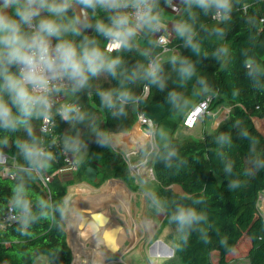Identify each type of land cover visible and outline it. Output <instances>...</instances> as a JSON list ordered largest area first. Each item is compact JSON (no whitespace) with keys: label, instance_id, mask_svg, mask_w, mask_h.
Listing matches in <instances>:
<instances>
[{"label":"trees","instance_id":"1","mask_svg":"<svg viewBox=\"0 0 264 264\" xmlns=\"http://www.w3.org/2000/svg\"><path fill=\"white\" fill-rule=\"evenodd\" d=\"M151 2L153 15L159 18L170 0ZM230 5L231 10L220 11L217 18L214 7L205 12L182 0L175 19L191 31L183 36L177 31L173 36L170 47L174 53L159 63L157 83L145 75L149 53L135 45L141 39L153 51L159 49L148 27L143 26L138 39L129 40V47L109 53L96 25L110 26L116 11L99 5L85 8L89 20L79 25L71 5L62 18L43 10L49 19L71 23L77 29L64 32L59 39L73 42L79 50L87 37L108 60L119 59L120 63L115 75L101 71L90 75L84 87L73 90L72 82L67 87L59 104L75 111L68 119L62 112L55 115L56 131L47 140L51 159L40 168L50 176L47 186L29 170L18 169L14 179L0 176V217L9 207L23 212L16 220H0V264H35L40 257H44L40 264H70L61 216L68 185L84 180L90 167L98 183L120 178L131 187L128 164L111 147L110 134L128 132L139 114L151 120L156 134L161 127L174 132L177 115H186L206 97H210L209 110L225 103L227 116L214 129H202L199 136L187 134L158 144L151 163L158 187L153 199L165 212L166 222L181 232L174 250L179 264H240L241 256L235 257V252L242 237L247 246L240 250L246 261L241 264H264V217L257 207L258 194L264 191V134L254 122V118L264 120V0H230ZM13 14L10 7L9 15ZM21 27L29 35L25 25ZM59 39L51 37L54 46ZM188 66L191 75L182 74L181 68ZM9 71L19 74L17 65ZM125 92L130 99L121 97ZM3 98L14 116L25 119L7 93ZM26 119V124L18 123L15 129L0 126V151L19 165L31 167L21 145L35 142L40 146L41 117ZM64 154L78 165L70 177L56 172ZM21 185L28 213L16 203V189ZM180 207L194 209L203 218L181 229L172 219Z\"/></svg>","mask_w":264,"mask_h":264},{"label":"clouds","instance_id":"2","mask_svg":"<svg viewBox=\"0 0 264 264\" xmlns=\"http://www.w3.org/2000/svg\"><path fill=\"white\" fill-rule=\"evenodd\" d=\"M85 8H95L97 5L116 11L111 17L110 26L98 23L97 31L108 38L107 52L129 47V40L136 35L137 29L146 26L156 30L158 17L153 15L151 0H77ZM189 4H196L207 12L210 8L227 13L231 10L230 0H187ZM14 9L13 15H8L2 9ZM70 7V0H4L0 5V126L15 129L18 123H27L26 118L33 115L43 117L47 122L50 119L52 101L49 94L52 82L64 79L73 83V90L84 87L89 76H96L101 71H108L115 75L119 59L108 60L105 52L95 46V42L85 38L83 46L78 50L77 45L69 40L59 39L64 32L77 31L70 23L65 25L57 19H40L36 30L28 35L22 31V24L29 25L38 17L42 10L51 16L62 18ZM134 9L133 14L122 12L121 9ZM135 25L132 24V16ZM18 17L19 19H17ZM180 35L191 30L187 26L178 27ZM51 37H57L59 42L53 47ZM189 43L191 36H188ZM92 45V46H89ZM175 62V58L173 59ZM19 66V74L9 71L10 66ZM160 65L153 63L146 69V77L152 83L159 82ZM191 67L181 68L182 74L191 75ZM7 93L11 103L25 119L13 115L12 108L3 98ZM121 97L130 99L128 93ZM75 111L72 107H64L62 115L69 118V113ZM25 158L37 170L46 166L51 154L46 153L34 142L32 145H21ZM174 153H170L173 155ZM16 203L25 213L29 212V203L22 198L23 186L16 189ZM43 201L41 204L43 205ZM203 217L194 209L178 208L172 219L177 221L181 229L188 228Z\"/></svg>","mask_w":264,"mask_h":264},{"label":"rangeland","instance_id":"3","mask_svg":"<svg viewBox=\"0 0 264 264\" xmlns=\"http://www.w3.org/2000/svg\"><path fill=\"white\" fill-rule=\"evenodd\" d=\"M74 1L75 0H71L70 5L71 3H74ZM171 1L172 2L170 3V7L173 9V11L176 12V9L178 8V6H181V2L176 1V0H171ZM180 11L181 9L176 13L179 14ZM88 20L89 19L84 21L81 25L86 24ZM168 55L171 56V54H167L163 56V59L170 57ZM228 108L229 107L226 106L225 103L218 104L213 110H209L208 113H205L203 116L198 118L195 121L193 127L191 128H187L183 126L182 119L185 115V112H181L177 115V119L179 120V123H178L177 129L174 132L170 131L166 127H161L158 130L157 134L152 132L150 136L151 138L149 137V139H146L143 143H139V144H144L146 142L145 145L142 147V150L141 151L139 150L137 154L136 153L132 154L131 152L127 151L128 158H130V162L132 164H136V168H133L131 170L145 172L146 177H142V178L139 177L138 181H134L133 178L131 179V187H130L131 190L130 191L133 192V194L131 195V198H130V209H131L132 215L134 216L133 219L135 221L134 223H136V227L131 226V225H129L128 228L126 227L125 234H124L125 235L124 239L126 240V243H123L122 245L123 247V249L121 250L122 256L116 259L110 257L109 259L113 260L112 263L110 261L108 263V261L106 260L107 259L106 257L104 261L107 264H179L178 261L176 260V256L174 255V250L176 248V245H175L176 242L181 241L182 235L177 227H172L166 222L165 212L163 211L162 208L156 205V202L153 199V193L154 191L158 190V187H157V181H156L153 169H152V175L150 174V171H149V169L152 168V165H151L152 158L158 148V144L165 143L169 138L178 139L187 134H191L193 136H199L202 132V129H208V130L214 129L215 128L214 125L216 126L217 123H219L222 119H224L227 116ZM136 122L138 124H136ZM136 122L134 123L135 124L134 127H132V129L129 132L131 131L137 132L138 125H139L140 128L142 129V132L146 133L149 136L150 132L145 130L143 126L140 125V123L138 122V119ZM254 122H255V125L264 134V120H259V119L254 118ZM129 172H130V169H129ZM110 179L111 178H108V180ZM73 184H75L74 187L72 188L67 187L65 200L68 195L70 197L73 196V194L71 193L80 191V189L83 190L82 189L83 184L82 185L77 184V183H73ZM106 185H107V180L104 181L103 184H101V186L97 187L98 188L97 190H92L91 192L100 193L104 190L109 189L108 188L109 184L107 186ZM127 187L129 188V186ZM173 188L174 190L179 191V188L177 186H173ZM89 189L91 190V188ZM100 189L101 190L103 189V190L101 191ZM80 193H82V191ZM65 202H66L65 208H69L71 204V200L70 202L69 201H65ZM261 207L263 206L261 205ZM118 209L125 213V210L123 209V207L118 206ZM259 211L264 217V212H262L261 210ZM64 224H65V221H64ZM131 231L132 232L134 231L135 238L137 239L134 244H130L131 240H128L127 238L130 236V233H132ZM81 235L82 234L80 233L79 234L75 233L73 236L71 234L69 235V240L66 238L67 242L68 241L72 242L74 250L76 246L82 245L81 239H78L81 237ZM66 236L68 237V234H66ZM160 243L166 245L165 248L170 249L172 247L171 248V250L173 251L172 256L160 257L158 256L160 253L157 254L156 252H154L155 248L158 249ZM69 245H71V243ZM238 246H239V249H236L235 257L241 256V257H238L237 260H239V262L241 263H245L246 262L245 258L242 256L243 255L241 253L242 251H240V250H245L247 246V241L244 237L240 239V243L238 244ZM90 247L92 248L95 247L97 251L98 249H100L99 246L91 245L90 243L85 244L84 250H86V252L83 251L81 255L80 253H78L80 255L79 260L82 261V264H94V262L96 261L95 258L91 257L92 254L90 252L92 248ZM165 248L161 250V253L162 251H166ZM99 252L101 254L106 253V251L103 249L102 250L100 249ZM95 254L96 253H94V255ZM72 259H73V256L71 255V261ZM40 262L41 260H37L35 264H40Z\"/></svg>","mask_w":264,"mask_h":264},{"label":"crops","instance_id":"4","mask_svg":"<svg viewBox=\"0 0 264 264\" xmlns=\"http://www.w3.org/2000/svg\"><path fill=\"white\" fill-rule=\"evenodd\" d=\"M176 1L182 2V0H176ZM171 2L172 1L170 0V3ZM170 3L162 10V12H161V14H160V16L158 18V21H159L158 24L164 30L170 32L171 35H172V38H173V36L177 32L178 27H180V24L175 19V16L177 15V13L175 11H173V9L170 7ZM177 5H179V4H177ZM71 7H72V9H73V11L75 13V17H76L77 23L79 25H81L84 21H86L87 19H89L88 12L86 11V9L84 7L80 6L75 1H74V3H71ZM177 9H181V6H178ZM3 11L6 12L9 15V8L8 9H3ZM40 19H49L48 16L45 14V12L43 10L40 12L39 16L36 17L37 25L39 24ZM50 41H51V38H50ZM135 45L138 48V50L140 52L144 53V54H147V53L150 54L153 51L152 47L149 46L146 42H144L141 39L135 41ZM172 53H174V52L171 51V54ZM168 56H170V55H168ZM136 124H138V123L136 122ZM217 124H216V126H217ZM134 125L132 127H134ZM216 126L214 125V127H216ZM138 129L145 136L147 135L146 133L142 132V129L140 128L139 125H138ZM128 132L111 133L110 134V145H111V147L115 151H119L121 153L122 152L124 153V152H127L128 151V152H131L132 154H135V153L137 154V152L139 150L140 151L142 150V147L145 145L146 142L144 144H139V143L136 144L135 145L136 146L135 149H133L130 145L127 146V145L123 144L121 141H119L120 139L117 138V136L118 135H121V134H127ZM111 140L113 141V143H112ZM128 163L130 164V165L128 164L129 169H130V175L134 179V181H138L139 177L140 178L146 177L145 172H140V171H135V170L132 171L131 170L132 167H135L136 168V164H132L130 162V158L128 160ZM84 174H85L84 180H82L81 182H77V184H81V185L83 184V187H82L83 190L80 189V191H76V192L71 193V194H73V196L70 197L68 195L66 197V200H65V197H64V201H69L70 202V200H71V204H70L69 208H64V210L62 211V219L65 221L66 234H68V237L66 236V238L69 240V235L70 234L73 236L75 233L76 234H79L80 233L83 236L81 235V237L78 238V239L88 240L93 234L100 235L97 232H93V230H92L93 233H91V229L94 228V229H97L98 231L99 230H103V229H107V230L108 229H113L115 227V223L116 222H119L120 224H122V227H123V230H124V233L122 235L123 243H126V240L124 239L125 238V235L124 234H125L126 227L128 228L129 225L136 227V223H134L135 221L133 219L134 216L132 215L131 209H130V198H131V196L129 197V209H130V212L129 213H127L124 208L123 209L125 210V213L122 212V211H120L118 209V203H117L116 200H113L114 203L111 202L109 206L101 207V208L95 209V210H93L91 212L84 211L79 206V204L81 202V200L79 198H81L83 195L84 196H88V195L94 196V195H97L98 193H93L91 191L92 190H97L98 189L97 187H99V186H101V184H103V182L102 183H98L99 182V178L96 176V171L93 168L88 167L85 170V173ZM111 181H118V182L122 183L123 186L126 188V190L130 193V195L133 194V192L130 191L131 190L130 187L128 188L127 187L128 185L122 179H120V178H111L110 180L107 179V185ZM74 185L75 184L68 185V187H71L72 188V187H74ZM109 185H108V188H110ZM89 188H91V190ZM81 191H82V193H80ZM261 205L263 206V201H262V204ZM259 210H261V209H259ZM261 211L264 212L263 209ZM69 212H70V214H69ZM93 213H99L102 218H106V220L104 222L105 224L104 225H100V216H98V218H97V217H95L93 215ZM85 218H86V220H84ZM130 218L133 220V222H132L133 225L128 220ZM108 223H110V225H108ZM130 235H131V233H130ZM129 237H127L128 240H129ZM67 239H66V243H67V245H68V247L70 249V252H72L71 255L73 256V254H75V250L73 248L72 242H69V241L67 242ZM86 242L87 241H85V243ZM70 243H71V245H69ZM121 248L123 249L122 246H121ZM100 249L102 250V248H100ZM103 250H105V249H103ZM157 250H159V249H157ZM43 258L44 257H40L37 260H43Z\"/></svg>","mask_w":264,"mask_h":264},{"label":"built area","instance_id":"5","mask_svg":"<svg viewBox=\"0 0 264 264\" xmlns=\"http://www.w3.org/2000/svg\"><path fill=\"white\" fill-rule=\"evenodd\" d=\"M51 1V0H50ZM4 3V0H0V5ZM111 10V9H109ZM180 9H177L176 12H178ZM3 11V9H2ZM115 11V10H112ZM120 11L122 12H128L129 14L134 13V9L128 8V9H121ZM215 16L219 18V14L216 13ZM132 24L135 25V17L134 15L132 16ZM37 21L36 18L33 19L31 22V27L29 25H25L26 29L29 31V35H31L37 27ZM143 29L142 27H139L137 29L136 35L133 36L134 38L138 39L139 35L141 34V31ZM151 37L153 38L155 45L159 48L156 51H152L149 54L148 61H147V66L149 67L151 64L156 63L159 64L163 60V56L170 54L172 49L170 47V43L172 41V35L170 32L164 30L159 24L156 28V30L151 31ZM109 40L107 37L103 35V45L104 49L106 50L107 44ZM52 46L54 47L53 43L51 42ZM120 50V49H119ZM118 51V50H116ZM113 51V52H116ZM109 52V53H113ZM19 70V66H18ZM71 81L67 80V78L64 79H57L52 82V91L49 94V98L52 101V108L50 112V119L45 122L43 117H41L40 120V132L42 134L41 137V143H40V148L43 149L44 152L48 153L49 152V144L47 142L48 138L53 136V134L56 131V120H55V115L57 113H61L63 110V106L59 104V101L63 98L67 87L70 85ZM144 94L147 92V88L144 89ZM209 103H210V97H206L205 99L199 101L193 108H191L183 118L182 124L184 127L191 128L193 127L195 121L203 116L205 113L209 112ZM229 111V109H228ZM138 122L140 125L143 126L145 130H147L149 133V137L151 136V133H155V126L151 122V120L146 119L142 114L138 115ZM151 129V131H150ZM151 138V137H150ZM56 138L52 140V143H55ZM122 156L124 157L125 161L128 163V152H122ZM130 165V164H129ZM129 167V166H128ZM132 167V166H131ZM78 165L74 161L71 155L64 154L62 157L61 164L57 168L56 172L59 176L62 177H70L72 174L77 170ZM135 167H132V169ZM18 169H23V170H29L33 171L35 175L37 176V179L39 182L47 186V183L50 180V176L47 174H43L41 170H37L34 166H23L19 165L16 161V159L6 152L0 151V176L4 177H9L11 179L16 178L17 176V170ZM150 174L152 175V168L149 169ZM264 198V191H261L258 194L257 198V207L258 209L262 210L261 204ZM23 212L21 211H15L11 207H9L0 217V220L4 221H11V220H16L21 217ZM109 263V261L112 263L113 260L107 258L106 259ZM75 262V254H73V259L70 264H74ZM76 264H82V261H76ZM103 264H107L105 261Z\"/></svg>","mask_w":264,"mask_h":264},{"label":"bare ground","instance_id":"6","mask_svg":"<svg viewBox=\"0 0 264 264\" xmlns=\"http://www.w3.org/2000/svg\"><path fill=\"white\" fill-rule=\"evenodd\" d=\"M117 138H119L120 139L119 141H121L123 144H125L127 146H129V145L133 146V145H136L138 143H143L146 139H149V136L148 135L145 136L138 129L137 132L136 131H131V132L127 133V134L118 135ZM110 183H109L110 184L109 185V187H110L109 189L104 190L101 193H98L97 195H94V196L88 195V196H84V197L82 196L81 198H79L81 200V202L79 204L80 208L82 210H84V211L91 212V211H93L92 209L95 210V209H98V208H101V207L109 206V203L113 202V200H116L118 202V206L123 207L127 211V213H129L130 212V209H129V197L131 196L130 193L126 190V188L123 186L122 183H120L118 181H111ZM262 209L264 210V198H263V207H262ZM69 214H70V212H69ZM128 220L131 223L133 222L132 219H128ZM108 225H110V223H108ZM112 233H113V231H112ZM123 233H124V230L122 229L120 231V233L118 234V238H117V240H118L117 242H118V245L120 247L123 245V239H122ZM130 237H131V238H129V240H131L130 244H134L136 242V240H137L135 238L134 231L131 233ZM81 241H82L81 242L82 245H78V246L75 247V250H76L75 252H77V253H75L76 254L75 262L76 261H80L79 257L83 253V251L86 252V250H84L85 244L90 243L91 245H96V246L100 247L99 244L101 243V238H100V236L98 234L97 235L93 234L88 240H81ZM85 241H87V242L85 243ZM83 243H85V244H83ZM90 248H92V247H90ZM171 248L170 249L169 248H165L166 251H162V253H161V251L158 250V251H156V253L157 254L160 253L158 255L160 257H170V256H172V253H173ZM94 251H96V252H94ZM99 251H100V249H98V251H97V249L95 247H93L91 249V252L89 251L92 254L91 257L96 259L94 264H103L104 263V259H106V257H108L107 255H108L109 251L105 250L106 253H104V254H101ZM78 253H80V255ZM94 253H96V254L94 255ZM75 262H74V264H76Z\"/></svg>","mask_w":264,"mask_h":264},{"label":"water","instance_id":"7","mask_svg":"<svg viewBox=\"0 0 264 264\" xmlns=\"http://www.w3.org/2000/svg\"><path fill=\"white\" fill-rule=\"evenodd\" d=\"M131 147L133 149L136 148L135 145H133ZM99 213H93V215L95 217H98V216H100ZM84 220H86V218ZM105 220H106V218H102L100 216V225H104L105 224L104 223ZM122 229H123L122 228V224H120L119 222L115 223V227L113 229H108V230L107 229H103V230H99V231L97 229H94V228L91 229V233L97 232V233L100 234L99 236L101 238V243L99 245H100V248L109 251V253L107 255L108 256L107 258L112 257V258L116 259V258H118V257L120 258L122 256V253H121L122 248L118 245V242H117L118 241L117 240L118 234L120 233V231ZM92 230H93V232H92ZM112 231H113V233H112ZM165 247H166V245L160 243L158 249L161 251ZM156 250L157 249L155 248L154 252Z\"/></svg>","mask_w":264,"mask_h":264}]
</instances>
